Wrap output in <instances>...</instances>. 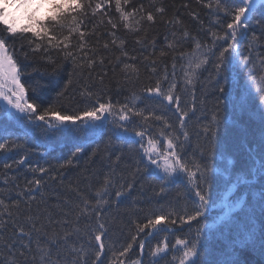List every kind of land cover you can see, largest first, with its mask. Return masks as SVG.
<instances>
[{
	"label": "snow or ice",
	"instance_id": "snow-or-ice-1",
	"mask_svg": "<svg viewBox=\"0 0 264 264\" xmlns=\"http://www.w3.org/2000/svg\"><path fill=\"white\" fill-rule=\"evenodd\" d=\"M48 0H0V24L5 26L6 35H0V119H6L17 125L27 123L33 128V135L36 131L43 135H66L78 134L86 135L89 132L99 133L101 131L100 122L105 121L106 117L113 118V124L120 130L121 138L132 137L139 138L142 142L147 136L148 148L144 150L143 155L147 158L148 164L144 166L143 171L151 173L149 165L155 166L157 172H162L163 176L158 177L165 183H176L183 174L187 180V185L194 191L195 207L189 213L186 210L180 214H156L148 218L145 223H137L136 235L131 237V242L121 248L118 255L113 252L110 264H125L128 253L133 245L140 239V233H146L151 236L154 233L168 231V225H179L183 228L188 225L189 234L183 238H176L172 247L165 238L157 242L154 247H150L147 253L148 264H207L206 255L209 251V243L214 238L216 225L209 224V220L218 216L224 208L227 212L224 214L226 220L225 227H234V221L238 216L233 215L234 207L225 204L220 193L223 188H217L218 182L228 183L216 173V155L219 133L222 127V121L218 114H213L212 123L204 128L205 139L207 142V159L201 162H189L182 156L185 142L189 139L186 131V121L189 119V113L196 111L194 100L191 106L182 104L181 96L177 94V57L182 61L179 65L186 91L190 90L194 97L196 82L199 80L200 71L205 69L212 61L215 76L227 80V73L232 67L243 66L248 69L249 85L260 94V104L264 105V0H215V3H204L203 0H197L203 3V6L212 10L216 15L222 13L229 17V21L223 26L226 30L221 32L212 31L210 41H201L198 36L190 35L189 31L183 27V22L178 16L167 17V8L162 0H150L148 8L143 4L136 6L132 0H114V10L119 14L118 19L114 20L109 11L113 0H51V11L48 15L47 23L37 19L36 13ZM8 7L24 10V17L29 21L28 25L22 28L17 27V17L11 16ZM182 7L189 8L188 4ZM108 9V10H106ZM31 10V11H29ZM193 19H198L195 13H190ZM11 16V19L9 18ZM166 23L171 29V41L166 45L168 51L160 50L159 56H172V72L168 73L165 68L163 81H167V87L162 89L161 80L158 79L153 86L146 87L142 92L149 97L159 98V102H167V105L173 106L177 115V126L174 127L163 114H156L154 111L145 113V110L138 106L142 102L141 95L133 92L124 102L113 101L111 97L102 99L92 83H81L82 78L87 81L98 82L100 86L104 85L103 74L96 72V65L105 64L106 55L101 53L96 45L91 43L87 37L95 36L96 30L102 25L107 26V35L110 40L103 42L104 50L112 48L119 49L120 55L115 56L114 61L109 63L122 64L124 72V82L130 83L133 79L139 78V69L129 61L136 59L130 56L125 50L124 39L118 37L117 33L121 29L129 33L143 34V38L137 37L136 43L144 45L147 40L146 26L150 28L157 24ZM89 21L90 27H84L85 22ZM95 20V23H91ZM177 26H180L177 28ZM31 33V38L23 35L20 39H27L28 50H23L21 46V55L25 61L30 59V53L35 55L40 53V59L51 65V73L48 69L41 71L33 67L29 72L27 67L21 65L15 57V50L9 47V38L16 37L18 33ZM249 32L251 33L249 36ZM166 41L168 37H165ZM190 40L192 51H184V44ZM245 42H247L245 44ZM151 44L155 47V39ZM126 58L122 60L121 58ZM149 61L151 71H157L155 65L156 59L145 57ZM71 64V71H68V78L64 87L56 93L53 101L44 106V100L40 98L39 93L46 85L41 84L39 80L30 82L24 79L27 76L57 75L65 71L64 65ZM259 67V74L254 75ZM95 73V76L93 75ZM171 75L172 79H169ZM74 81L79 84V97L83 106H77L71 103L75 100L70 92V86ZM218 91L225 93V87L218 86ZM32 99L29 98V93ZM65 101H69V106H65ZM140 118V126H135L134 118ZM150 120L162 122V129L159 135L164 138L167 144V150L160 152L149 134V128L152 125ZM12 133L3 125H0V136L5 139L0 142V154L11 153L20 149L22 145L11 141ZM141 147L144 145L141 143ZM83 151L81 147H76L75 151L60 168L72 166L74 160ZM96 155L95 152L92 153ZM204 155V153H201ZM29 159L27 152L13 163H6V170L13 169L14 165L19 167L25 164ZM121 157L116 156L115 164L120 163ZM33 173H39L40 177L48 174L53 180L57 176L52 175L51 171L45 167L29 168ZM141 168L136 167L131 178L126 182H121L115 178V168L110 165V171L106 173L99 187L94 190L95 199L89 198L86 192L78 189L80 196L79 202L75 206L74 219L69 221H56L61 230L46 231L45 225L40 224L37 227V218L28 215L26 219L30 227L26 230L17 222L21 204H24L25 210L30 212L31 202L36 200L32 193L40 189L44 181L34 178L26 182L23 188L16 184L14 179H5L4 184L12 183L15 188L20 189L17 197L27 195L28 200L20 199L8 202L4 198L7 191L0 188V237L11 226L12 239L5 240L4 248L7 255L2 256L0 264H89V255L91 254V264H105L109 257L105 255L106 238L108 233L105 212L113 200L119 202L121 198L130 196L135 187L137 175ZM261 177V187L259 188L260 199L258 201L261 213H264V154L261 155L260 165L257 169ZM6 175V173H5ZM223 174H221L222 176ZM245 183L244 180L237 181V185ZM161 187L160 192H164ZM238 207L243 208V204L238 202ZM12 209L17 210V218H14ZM8 219H4V216ZM67 215V214H66ZM83 218V224L81 219ZM195 222V224H194ZM52 221L49 219L48 225ZM70 225V226H69ZM163 227H160L162 226ZM194 229V231H192ZM35 233L36 247H31L33 235ZM43 236V242L41 241ZM27 238L29 243L22 244V251L15 250V242ZM241 249L252 248L259 251L264 257V225L259 230V236L254 237L252 243L241 238L238 245ZM139 256L131 261V264H142L145 253V243L141 239L138 244ZM224 264H246V261L240 259L235 248L230 253L229 258Z\"/></svg>",
	"mask_w": 264,
	"mask_h": 264
},
{
	"label": "trees",
	"instance_id": "trees-1",
	"mask_svg": "<svg viewBox=\"0 0 264 264\" xmlns=\"http://www.w3.org/2000/svg\"><path fill=\"white\" fill-rule=\"evenodd\" d=\"M161 2V0H157ZM167 8V17L178 16L183 22V27L186 28L190 35L198 36L201 41H210V33L212 31L223 32L226 29L223 27L229 21V17H225L222 13L216 15L212 10L203 6V3H198L197 0H162ZM204 3L209 0H203ZM215 3V0H211ZM132 4L139 6L143 4L148 8L150 0H132ZM183 4H188L189 8L182 7ZM108 10V9H106ZM51 11L50 4L44 14L36 16L42 22L47 23V17ZM190 13H195L198 19H193ZM109 15L114 19H118L119 14L114 10V0L109 11ZM92 20L91 23H95ZM84 27H90L89 21L86 20ZM180 26H177L179 28ZM5 26L0 24V35H6ZM107 26L102 25L96 30L95 36L87 37L98 47L101 53L106 55L105 64L103 66L97 64L96 72L103 74L104 85L100 86L98 82L87 81V78H82L81 83H92L94 90L101 94L102 99L111 97L112 100L125 101L133 92L141 95L142 102L139 107L145 110V113L154 111L156 114H163L174 127L177 126V115L173 106L167 105V102L160 103L159 98L149 97L142 92L146 87L153 86L160 79L162 89L167 87L168 82L163 81L165 68L171 74L172 56L160 57V50L168 51L166 45L171 41V29L166 23H161L158 18L156 25L147 28V40L144 45L136 43L137 37L143 38V34L129 33L125 29L118 31V37L124 39L125 50L130 56H135L136 59L129 61L139 69V78L133 79L130 83L124 82V72L121 70L122 64L109 63L115 56L120 55L119 49L112 48L104 50L102 44L111 39L107 35ZM249 32V36H250ZM23 35L26 38H31L32 34L18 33L16 37L9 38V47L15 50V57L21 65L27 67L31 72L33 67L39 68L41 71L48 69L51 73L52 66L40 59V53L32 55L30 59L25 61L21 55V46L23 50H28L27 39H20ZM168 37L166 41L165 37ZM155 39V47L151 41ZM247 42H245L246 44ZM193 45L190 40L184 44V51H192ZM264 51V49H262ZM145 57L156 59L155 65L157 71L153 73L149 67V61ZM122 60L126 58H121ZM182 61L177 57V70L175 80L177 81V94L181 96L182 104L191 106L193 100L196 111L189 113V119L186 121V131L189 134V139L185 142L182 156L189 162L206 161L207 153L204 146L194 143L200 134L199 126L202 123L211 125L213 114H218L219 118L224 116L223 121H228L230 125L225 131V135L219 133L216 155V175L228 183L218 182L217 188H223L220 193L223 202L227 201V196L231 194L229 205L235 209L233 215L238 216L234 221V227H225L226 220L224 219V209L218 216H214L209 220V224L215 223L216 230L214 238L209 243V251L206 255L207 264H224L229 258L230 253L235 248L240 259L246 261V264H264L262 257L257 250L252 248L238 247L241 238H244L249 243H252L254 237L259 236V230L264 225V213H261L258 201L260 199L259 188L261 187V177L257 172L260 165L261 155L264 154V105L260 104V94L249 85L248 69L243 66L230 68L227 75V80L215 76L212 61L205 69L200 71L199 80L196 82L194 89V97L192 95L191 86L188 91L184 90L185 85L179 65ZM65 71L57 75L44 76H27L24 79L35 82L39 80L41 84L46 85L39 93L40 98L44 100V106L56 97V93L64 87V83L68 78V71H71V64L64 65ZM259 74V67L254 75ZM95 76V73L93 74ZM169 79L172 77L169 75ZM218 86L225 87V93L218 91ZM70 92L75 100L71 103L77 106H83L79 97L80 86L75 81L70 86ZM30 100L32 99L31 92L29 93ZM65 106H69V101H65ZM205 110L207 113H204ZM135 126H140V118H134ZM112 117H106L105 121L100 122L101 131L99 133L89 132L86 135H78L75 133L66 135H43L36 131L33 135L31 125L24 123L17 125L6 119H0V125L6 126L12 135L8 137L11 141L22 145L20 149L14 150L11 153L0 154V188H5L7 191L4 194L6 202L9 197L11 200L20 199L22 202L28 200V196L17 197V192L20 189L15 188V185L9 183L4 184V180L14 179L16 184L21 188L24 187L27 181L34 178L42 179L40 189L35 190L32 194L36 196V200L31 202L28 212L25 210L24 204H21L17 218V210L12 209L14 218L26 230L30 227L26 217L30 214L37 218V227L44 224L46 231H60V225L56 221L74 219V210L76 204L80 200L77 194V189L81 192H86L89 198L95 199L94 190L97 189L102 182L103 176L110 171V165L115 168V178L126 182L131 178L137 166L141 168L140 174L137 175L135 187L130 196L121 198L119 202L113 200L105 212V220L108 222V233L106 238L105 255L109 260L105 264H110V259L113 252L118 255L121 248L127 246L131 242V237L136 235L137 223L143 224L148 218L156 214H180L183 211L191 212L195 207L194 191L187 185V180L181 178L176 183H165L162 179V172H157L155 166L149 165L151 173L143 171L144 166L148 164L147 158L143 155L144 150L148 148L146 136L141 142L139 138L126 137L121 138L120 130L116 129L113 124ZM152 125L149 128V134L152 136L156 148L160 152L167 150V144L163 137L159 135L163 125L160 121L150 120ZM242 133H247L245 139L241 137ZM230 141L231 148H222L225 141ZM4 137L0 136V142L4 141ZM143 143L144 147H141ZM248 146V151L244 152L240 146ZM76 147H81L83 151L74 160L72 166L60 168L59 165L64 164L67 159L75 151ZM236 149V152L230 149ZM27 152L29 159L24 165L13 169L6 170V163H13L20 159ZM96 155L93 156L92 153ZM204 153V155H201ZM120 156L121 160L116 165L115 158ZM135 157L137 163L135 166L130 165L126 160L127 157ZM45 167L48 168L52 175L57 176L53 180L48 174L40 177L39 173L29 171V168ZM6 173V175H5ZM221 174H223L221 176ZM244 180L245 183L237 185V181ZM161 187L165 190L160 192ZM235 190V191H234ZM234 191V192H233ZM233 192V193H232ZM238 202L243 204V208L238 207ZM67 214V215H66ZM4 219H8L5 215ZM49 219L52 224L49 226ZM83 218L81 223L83 224ZM195 224V222H194ZM70 226V225H69ZM160 227H163L160 226ZM188 225L181 228L179 225H168V231L160 232L154 236H147L146 233H140V239L133 245L132 250L128 253L125 264H131V261L138 258V244L141 239L145 243V253L143 255L142 264H148V251L150 247H154L157 242L165 238L169 242L171 248L176 238H183L189 234ZM13 229L9 226L8 230L0 237V253L7 255V250L4 248L5 240L12 239ZM194 231V229H192ZM41 235V241L43 242ZM29 241L25 237L22 240L15 242V250L22 251V244H28ZM31 247H36L35 233L31 242ZM2 260V256H0ZM30 264V262H29ZM89 264H91V254L89 255Z\"/></svg>",
	"mask_w": 264,
	"mask_h": 264
},
{
	"label": "bare ground",
	"instance_id": "bare-ground-1",
	"mask_svg": "<svg viewBox=\"0 0 264 264\" xmlns=\"http://www.w3.org/2000/svg\"><path fill=\"white\" fill-rule=\"evenodd\" d=\"M203 112L204 113H207L205 110H203ZM223 118H224V116H222V117H220V119H221V121H222V127H221V131H220V134H222V135H225L224 133H225V131H227V128H228V126L230 125V123L228 122V121H223ZM211 123H212V120H211ZM206 126H209V124L208 123H202L200 126H199V131H200V134L201 135H198V137L196 138V140H195V142L194 143H197V144H199V145H201V146H204V150L206 151V148H207V142H206V139H205V133H204V128L206 127ZM247 134V133H246ZM245 133H242V135H241V137H244L245 139H247V135H246ZM231 139H232V137L229 139V140H227V141H225L222 145H220L222 148H224L225 146H226V148H231V147H229L230 146V141H231ZM219 146V145H218ZM248 146L249 145H246V143H245V146L243 145V146H240V149L242 150V151H244V152H246V151H248ZM236 149H238V148H233V149H230V151H232V152H236ZM128 162H129V164L130 165H133V166H135L136 165V163H137V160L135 159V157H131V156H129V157H127V159H126Z\"/></svg>",
	"mask_w": 264,
	"mask_h": 264
},
{
	"label": "rangeland",
	"instance_id": "rangeland-1",
	"mask_svg": "<svg viewBox=\"0 0 264 264\" xmlns=\"http://www.w3.org/2000/svg\"><path fill=\"white\" fill-rule=\"evenodd\" d=\"M50 2H51V0H48V2H46L42 7H40L39 11L36 13V16H40V15L44 14V10L47 8L48 3H50ZM36 3L39 4L40 0H36ZM29 11H31V10H29ZM8 12L11 14V16H16L18 18L17 19V27L18 28H22V27H25L28 25L29 21L27 20L26 17H24V10L21 9L18 11L16 8L8 7ZM11 16L9 17L10 19H11ZM0 103H2V102H0ZM225 204H229L228 199L225 202ZM225 212H227V208H224V213Z\"/></svg>",
	"mask_w": 264,
	"mask_h": 264
}]
</instances>
